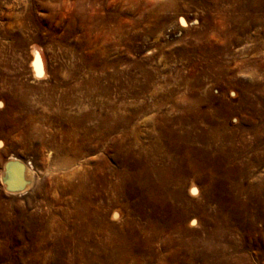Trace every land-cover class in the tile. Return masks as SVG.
Here are the masks:
<instances>
[{"label":"rangeland","instance_id":"rangeland-1","mask_svg":"<svg viewBox=\"0 0 264 264\" xmlns=\"http://www.w3.org/2000/svg\"><path fill=\"white\" fill-rule=\"evenodd\" d=\"M231 12L229 0H0V264H264V89L241 96L264 82L247 63L264 55V27L247 38ZM130 76L148 86L137 98L116 91ZM63 83L80 101L64 110L97 109L92 91L102 111L135 106L132 120L68 150L90 130L51 124ZM12 156L32 171L23 190L2 179Z\"/></svg>","mask_w":264,"mask_h":264},{"label":"bare ground","instance_id":"bare-ground-1","mask_svg":"<svg viewBox=\"0 0 264 264\" xmlns=\"http://www.w3.org/2000/svg\"><path fill=\"white\" fill-rule=\"evenodd\" d=\"M218 1V0H217ZM216 2V1H215ZM219 3V2H218ZM230 3V8L232 10H235L234 14L231 12L230 14V18L233 21V25L232 28L236 31V32H240V33H244L247 32V38L250 36L256 37V38H263L261 36L262 33H259V27L263 28V18H264V0H229ZM17 4V3H16ZM218 6V4H217ZM220 9V8H218ZM222 10V9H221ZM226 22V21H225ZM231 24V23H230ZM211 27V26H210ZM227 28V27H226ZM213 29V28H212ZM223 29V28H222ZM251 29H254V32H250L249 31ZM225 30V29H224ZM226 31V30H225ZM232 31V29H231ZM201 32V31H200ZM228 34V33H227ZM230 34V33H229ZM246 36V35H245ZM261 36V37H260ZM224 37V36H223ZM252 37V38H253ZM224 39V38H223ZM222 39V40H223ZM21 40V39H20ZM239 41V37L233 36L230 37L228 39H226V41H224V48L223 50H221L222 52L224 51L227 54L231 53V48L232 46L235 44V42ZM221 45V44H220ZM262 44H260V48H262ZM219 46V45H218ZM252 48V47H251ZM199 49V48H198ZM213 49H217L213 48ZM263 49V48H262ZM251 49H248V51ZM220 52V51H219ZM261 52V51H260ZM218 53V52H217ZM264 53V52H263ZM216 52L213 53V51H211L210 56H212V60L216 62L217 60V56L215 55ZM264 56V55H263ZM263 56L257 55V52L252 56V58L247 60V63L250 65H254L255 67L254 73L257 75L259 70H262L261 74L264 77V65H263ZM215 57V58H214ZM233 62H236V59H234ZM36 63V62H35ZM222 63V62H221ZM215 64V63H214ZM223 64V63H222ZM218 65V63H217ZM35 68V67H34ZM238 68V67H237ZM240 68V67H239ZM230 69V68H229ZM38 70V69H37ZM36 73V72H35ZM41 73V72H40ZM119 73V72H118ZM39 74V73H38ZM97 74V73H96ZM204 74V73H203ZM40 75V74H39ZM57 76V74H55ZM147 75V74H146ZM250 75V74H249ZM1 76V75H0ZM234 76H236L235 72H234ZM54 77V76H53ZM59 77V76H58ZM206 77V76H204ZM253 78V77H252ZM257 78V77H256ZM57 79V77H55V80ZM90 79V78H89ZM230 79V78H229ZM229 79H227L226 81L231 82L232 85H234V83H232L233 81H230ZM236 79V78H235ZM234 79V80H235ZM233 80V79H232ZM257 80V79H256ZM260 80V79H259ZM259 80L256 82L254 80L253 83H249V84H244L242 89H241V96L247 98L250 96H253L254 98L256 96H258V94H260V92L264 89V82L263 84L259 82ZM122 81V80H121ZM199 81V80H198ZM214 81V80H213ZM57 82V81H56ZM60 82V81H59ZM80 83V82H79ZM119 83V82H118ZM198 83V82H197ZM53 84V83H52ZM58 84V83H56ZM61 84V83H60ZM76 84V83H74ZM199 84V83H198ZM48 85V84H46ZM93 85V84H92ZM100 85V84H99ZM223 85V84H222ZM63 86L60 92L57 91V86L55 85H49L48 87H45L48 91L49 94L54 93V92H58L59 93V98L61 99V104L57 105L56 104V109H58L57 113L54 115H51V124H56L59 126H63L65 129L68 130H72L75 129L74 126H86L89 127V132H83L82 135L77 136L75 134V136L73 137L72 141L73 144L72 146L69 148L68 150L74 149V146H83V145H88V148H91L92 150L97 149L98 147H100V145H102L103 143V136L104 135H109L111 132L116 131L115 129H117L118 127L121 126H125V124L127 125V122H129L128 120L131 119L133 114V108L132 107L129 109V111L126 112H122L119 111L117 106L115 105L116 103L114 102H110L109 105H106L107 109L100 110L102 109V106L99 105V103H94L93 102V95H92V91H87L83 93V97L90 101V104H94V106L97 108H94V111L91 110H83V108H81L80 106H78L77 110L79 112L78 115L72 114L70 111L64 110L65 108V104L69 105L71 107V105L73 104H77L79 103V98L77 99L76 96H71V92L74 91V87L70 88L67 84L63 83ZM108 88V87H107ZM106 87H101V89L99 90V92H101L102 94L104 93V95H108L110 94V90L107 89ZM118 89H116V91H121L124 92L125 96L128 97H132V98H137L140 92L145 91L148 86L147 83L145 82H139L137 79H133L132 76L129 77V79H127V81H123L121 85H119V87H117ZM205 89V88H204ZM230 89V88H229ZM36 87H32V86H27V92L30 91H35ZM92 90V89H91ZM77 91V90H76ZM45 92V91H44ZM97 92V91H96ZM57 93V94H58ZM47 94V93H46ZM190 94V93H189ZM206 94V93H205ZM10 96H12L11 94H9ZM18 95V99L20 100L19 103H21L22 107L24 106L29 112H32L34 107L33 104L29 101H27L29 98L27 96V93L25 91H21ZM52 95V94H51ZM15 96V95H14ZM40 96V95H39ZM120 97V96H119ZM52 96H48L46 97L45 95V99H47V101H51V103H53V100L51 99ZM131 98V99H132ZM222 98V97H221ZM257 98V97H256ZM255 98V99H256ZM259 98V97H258ZM262 98V97H261ZM17 99V98H16ZM17 99V100H18ZM124 99V97H123ZM130 99V100H131ZM16 100V101H17ZM95 100V99H94ZM126 100V99H124ZM1 96H0V102H1ZM258 101V100H256ZM263 101V100H262ZM60 102V101H59ZM222 102V101H221ZM3 103V102H2ZM18 103V104H19ZM255 103V102H253ZM63 104V105H62ZM80 104V103H79ZM107 104V103H106ZM130 104V103H129ZM252 104V103H251ZM258 104V103H257ZM256 104V105H257ZM261 104V103H260ZM53 105V104H52ZM122 105V104H121ZM124 105V104H123ZM255 105V104H254ZM259 105V104H258ZM257 105V106H258ZM125 106V105H124ZM151 106V105H150ZM195 106V105H194ZM217 106V105H216ZM253 106V105H251ZM129 107V106H128ZM138 107L141 109V111H144V108H147V105L144 104V102H139ZM153 107H155V104L153 105ZM157 107V106H156ZM260 107V106H259ZM69 108V107H67ZM149 108V106H148ZM147 108V110H148ZM172 108V107H171ZM193 108V107H192ZM256 108V107H255ZM262 108V107H261ZM55 109V108H54ZM74 109V107L72 108ZM82 109V111H80ZM87 109V108H86ZM92 109V108H91ZM152 109V107H151ZM159 109V107H158ZM250 109V108H249ZM259 109V108H258ZM263 109V108H262ZM75 110V109H74ZM222 110V109H221ZM248 110V109H247ZM256 110V109H255ZM178 111V110H177ZM184 111V110H183ZM193 111V110H191ZM197 110H195L196 112ZM256 112V111H255ZM258 112V111H257ZM264 112V111H263ZM262 112V113H263ZM174 113V112H173ZM50 116V115H49ZM156 116V115H155ZM254 117V116H253ZM262 117V116H261ZM170 118V117H169ZM177 118V117H176ZM188 118V117H187ZM224 119V118H223ZM90 120H95V124L92 125H87V122ZM132 120V119H131ZM158 121V120H157ZM178 121V120H177ZM254 122V121H253ZM246 124V123H245ZM2 124H0V129ZM163 125V124H162ZM49 126V125H48ZM26 127V126H25ZM53 128V127H52ZM58 129V128H57ZM62 129V128H61ZM60 129V130H61ZM152 129V128H151ZM190 129V128H189ZM263 129V128H262ZM261 129V130H262ZM63 130V129H62ZM168 130V129H167ZM171 130V129H170ZM54 131V130H53ZM58 131V130H57ZM76 132L78 131L77 129L75 130ZM59 132V131H58ZM67 132V131H66ZM169 132V131H168ZM258 132V131H257ZM64 133V132H63ZM69 133V132H68ZM32 135V134H31ZM55 136H57L56 134H54ZM60 136V134H59ZM61 137V136H60ZM71 137V136H70ZM72 138V137H71ZM163 139V138H162ZM69 140V139H68ZM72 141H70L72 143ZM139 141V140H138ZM53 142L56 144V146L58 148H63L65 150V146L63 144V142L57 140L56 138L53 139ZM52 142V143H53ZM4 143V142H3ZM50 143V144H52ZM65 143V142H64ZM0 144H2V141L0 140ZM59 144V145H58ZM167 144V143H166ZM52 146V145H51ZM161 146V145H160ZM166 146V145H165ZM162 147V146H161ZM171 148V147H170ZM165 149V148H164ZM92 153V152H91ZM88 154V153H87ZM154 158V157H153ZM76 157H74L72 160H68L69 162L66 163L68 165L74 163L76 161ZM105 159V158H104ZM77 162V161H76ZM80 163V162H79ZM90 172V171H89ZM2 179L5 183H9V187L10 189L13 190H23L28 186V182L31 180L32 178V171L27 167H26L21 163V161L17 160V158H14L13 156L10 157L7 162H5V166L4 169L2 171ZM66 182V181H65ZM72 183V182H71ZM192 188V187H191ZM193 189V188H192ZM63 191V190H62ZM180 196V195H179ZM178 197V196H177ZM164 199V198H163ZM116 201V200H115ZM186 201V200H185ZM131 203V202H130ZM57 226V225H56ZM101 245V244H100ZM107 245V244H106Z\"/></svg>","mask_w":264,"mask_h":264},{"label":"snow or ice","instance_id":"snow-or-ice-1","mask_svg":"<svg viewBox=\"0 0 264 264\" xmlns=\"http://www.w3.org/2000/svg\"><path fill=\"white\" fill-rule=\"evenodd\" d=\"M195 191V190H194Z\"/></svg>","mask_w":264,"mask_h":264}]
</instances>
